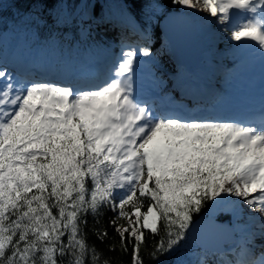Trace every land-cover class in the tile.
Instances as JSON below:
<instances>
[{"label":"snow or ice","instance_id":"6c2138e0","mask_svg":"<svg viewBox=\"0 0 264 264\" xmlns=\"http://www.w3.org/2000/svg\"><path fill=\"white\" fill-rule=\"evenodd\" d=\"M88 3L95 20L104 0ZM171 4L207 13L228 41L264 57V0ZM152 23L147 14L137 20L144 41ZM153 56L147 43L126 44L112 73L89 87L0 66V264H112L88 242L89 216L99 225L104 210L114 213L108 223L131 264H145L149 235L148 256L162 264L187 244L200 216L219 218L238 237L233 258L221 253L216 264H264V121L158 110L139 100L136 69ZM242 205L258 214L250 225L237 223ZM93 232L101 243L109 235ZM176 264H188L182 253Z\"/></svg>","mask_w":264,"mask_h":264},{"label":"trees","instance_id":"16d2710c","mask_svg":"<svg viewBox=\"0 0 264 264\" xmlns=\"http://www.w3.org/2000/svg\"><path fill=\"white\" fill-rule=\"evenodd\" d=\"M147 2L149 6L146 7L143 0H104L103 5L96 6L97 18L95 20L91 18L94 31L87 33L81 24V19L86 16V10L91 5L88 0H73L71 3H58L56 0H43V2H37V0H0V32L9 28L15 29L20 34L35 30L38 36L36 42L58 50V46L53 45V43L59 41V46H66L69 52L73 53V49H75L81 54L83 52L88 53L93 49H101L105 43L113 41V38L120 39L122 43L135 39L142 44L147 43V46L151 47L155 60L149 63V66L156 71L158 76L164 73L175 75L178 70L171 62L168 45L159 29V21L169 11L182 9L174 8L171 0H162V6L157 0H147ZM144 14L152 17L153 21L150 29L153 35L147 41L139 36H131L132 32L139 33L137 20L142 19ZM100 16L103 17L102 20L98 18ZM160 46L164 47V52L159 51ZM113 217V212L104 210L100 224L95 225L92 217L89 216L88 242L94 244L97 250L102 252L103 256L109 259L112 264H131L130 253H125L119 249V237L116 236L114 229L108 223ZM120 223L126 222L121 220ZM237 223L250 225L251 221L244 216V219L237 221ZM94 227L107 229L109 235L103 243L96 238L93 232ZM188 242L193 245L192 252L189 251V253L186 250L187 247L185 248L186 245H184L177 253L161 257L162 264H176L177 255H181V253L182 259L188 264H197V261L205 256L210 264H216L221 257V253L200 251L191 234ZM113 243L116 244L117 250L108 251L109 245ZM256 243L259 244L260 241L257 240ZM152 244L153 237L149 235L147 247L142 246L145 264H155L148 256ZM232 250L233 254H229V251L224 252V257L232 259L234 253L238 251L237 245ZM256 252H259V249H256Z\"/></svg>","mask_w":264,"mask_h":264},{"label":"water","instance_id":"95a60500","mask_svg":"<svg viewBox=\"0 0 264 264\" xmlns=\"http://www.w3.org/2000/svg\"><path fill=\"white\" fill-rule=\"evenodd\" d=\"M159 29L171 48L174 61L187 69H198L206 46L194 17L172 10L161 18ZM196 221L191 236L201 251L222 253L226 244L235 242V234L225 231L229 226L221 220L202 216Z\"/></svg>","mask_w":264,"mask_h":264},{"label":"rangeland","instance_id":"374dc122","mask_svg":"<svg viewBox=\"0 0 264 264\" xmlns=\"http://www.w3.org/2000/svg\"><path fill=\"white\" fill-rule=\"evenodd\" d=\"M181 11H184V10L182 9ZM191 15L194 17L195 22L197 23L199 30L201 31L202 29H204V31L206 33V36H204L205 38L203 37L204 45L210 46V49L207 50V52H205V57L207 59L203 60V63L201 66L202 71H204V69L206 67L216 66V64L219 65L221 60H223V57L225 54H231V56L229 55L230 59L231 60L235 59V62H236V60H239L236 58V56L238 54H241L240 52H242V51L240 50V47L238 46V44L228 41L225 34L220 31L219 26L216 25L215 23L211 22V18L205 19V17H207V13L200 12V13H192ZM81 24L85 27V29L87 28V29H90L91 31H94L93 27L91 28L92 22H91V18H90V12L86 13V16L82 19ZM8 36L13 37V39H14V42L12 41L13 46L21 48L24 55H26L28 57H34L35 56L37 58L40 56L39 50H42L40 47H35V48H32V50H28L26 47V45H27L26 43H28V42L26 40H24L20 36H16V35L13 36V35L9 34ZM131 36H135V35L132 34ZM9 44H10V42H8L6 44V41H5L6 46H8ZM158 49L160 52L163 50L162 46L159 47ZM169 52H170V50H169ZM248 52H250V50L247 51V53ZM247 53H243V54H247ZM48 56H50V55L49 54L45 55L44 58H47ZM68 56L69 55L67 52H65L64 50L63 51L60 50L58 53H55L52 55V63L51 64L55 65L58 62L60 65V68H58V69L60 71L63 68L68 69L69 68V61L67 60ZM145 60L147 61L149 59L148 58H142V63L139 65V71L142 72L143 74H146L147 76L153 77L152 74L150 73V71H148L147 69L144 68L143 63L145 62ZM235 62L229 64L226 67V69L230 70V72H228V77L230 80L228 86L230 88L232 86L234 87L233 91L237 96V93L242 90V86L240 84H238V82L239 83L242 82V79L240 78V76L242 74L237 73L239 71V68H241V65L239 67H236V66H234ZM185 75H187V73ZM215 81L218 82L217 79ZM164 83H166V82H164ZM167 83L168 84L172 83L169 78H168ZM180 83H181V86H183V80H181ZM233 91L231 90V94H233ZM187 94H188V91H186V95ZM237 100L238 99H236V101ZM242 207L244 209V213H245L246 217L247 216L249 217V215L256 216L257 213H249L247 205H242ZM237 239H238V237H237ZM186 247L189 249H187ZM185 248L188 252L189 251L192 252L193 245L191 243L187 242Z\"/></svg>","mask_w":264,"mask_h":264},{"label":"bare ground","instance_id":"6f19581e","mask_svg":"<svg viewBox=\"0 0 264 264\" xmlns=\"http://www.w3.org/2000/svg\"><path fill=\"white\" fill-rule=\"evenodd\" d=\"M201 34L203 35V37L206 36V33H205L204 29L201 30ZM238 46L240 47V50L243 51V52H247V51H249L251 49L250 47H244V46H241L239 44H238ZM252 53H253L252 54V58L250 60H248V62H250L249 67L253 68V66L254 67L263 66L264 65V57H262L260 55V53H258L257 50H254ZM255 54H257V56H256L257 59L255 58ZM193 72H195V71H190V73H193ZM249 80L258 81L257 75L255 74L253 76H250ZM259 93H263V92L260 91Z\"/></svg>","mask_w":264,"mask_h":264}]
</instances>
